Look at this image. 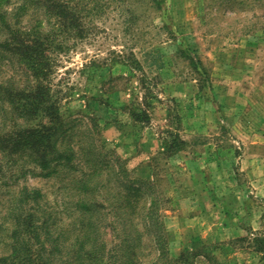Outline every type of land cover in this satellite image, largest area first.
Wrapping results in <instances>:
<instances>
[{
  "label": "rangeland",
  "instance_id": "obj_1",
  "mask_svg": "<svg viewBox=\"0 0 264 264\" xmlns=\"http://www.w3.org/2000/svg\"><path fill=\"white\" fill-rule=\"evenodd\" d=\"M74 1L91 32L81 38L67 28L56 39L66 38L64 49L47 56L68 127L62 147L78 156L48 174L2 164L0 264L73 262L82 214L72 182L98 166L109 187L95 198L121 190L126 217L132 203L158 198L169 259L201 250L214 259L198 253L189 264H264V0H110L91 19L89 0ZM89 144L96 154L84 160ZM108 216L102 259L117 264L128 223L114 229L116 215ZM55 243L62 253L51 251ZM143 254L140 264H149Z\"/></svg>",
  "mask_w": 264,
  "mask_h": 264
},
{
  "label": "trees",
  "instance_id": "obj_2",
  "mask_svg": "<svg viewBox=\"0 0 264 264\" xmlns=\"http://www.w3.org/2000/svg\"><path fill=\"white\" fill-rule=\"evenodd\" d=\"M17 2L10 9L0 7V168L4 164L8 167L16 165L22 169L26 163H32V168H38L39 172L47 170L48 174L56 169L61 161L70 162L71 167V162L78 155L71 146H67V149L62 147L63 139L68 136V127L58 118L55 98L48 79L47 55L53 47L64 49L66 38L59 41L56 39L66 33L67 28H77L73 31L81 38L87 37L91 31H86V26L83 25L89 21L83 20L80 16L81 7L77 6L79 2L73 0H17ZM89 2V8L87 7L84 16L91 19L93 10L105 11L110 0H103L100 4L98 1H92V4L90 0ZM119 5L120 3L115 5L114 9L118 11ZM46 22L50 25L48 31L44 28ZM128 59L135 69H140V62L135 55L131 53ZM8 68L13 71L11 75H5ZM20 74L24 75L22 81L18 78ZM87 146L80 152L84 155V160L96 154L93 152V145ZM80 147L82 146H78ZM49 169L51 171H48ZM96 169H91L89 173L82 172L81 176L72 182L78 196L72 206L82 214L76 223L77 231H81V235H76L72 244L74 253L71 258L76 256L74 264H105L102 259L106 250L104 229L110 212L116 215L109 221L112 228L115 229L116 223L119 222L128 223L127 229L123 232L121 254L117 264L142 263L144 259L140 260L139 257L143 253L137 249L145 250L143 258H149V264H189L192 257L198 258V253H202L203 257L209 260L214 259L209 253L201 250H197L192 256L188 253L176 259H169L168 253L163 249V222L160 219L158 198L151 197L148 206L137 201L132 203L129 207L131 217H126L124 213L128 205L120 198L121 190L111 188L114 193L113 195L109 193L111 199L107 201L95 198L96 190L107 192L109 187ZM125 177L126 174L124 179ZM37 236L38 232H35V237ZM63 241L64 246L66 239ZM148 243H153L152 249L159 251L160 261L155 260L158 256L154 257V260L150 257L152 250ZM58 248L62 253L61 245L58 246L56 243L53 244L51 251L54 252ZM107 251L110 256L112 254L110 248ZM112 256L111 263L117 260L115 253ZM42 260L35 264H50L47 259ZM33 262L29 259L26 264ZM212 262L215 263V260ZM62 263L67 264L64 261ZM190 264H193V261Z\"/></svg>",
  "mask_w": 264,
  "mask_h": 264
}]
</instances>
